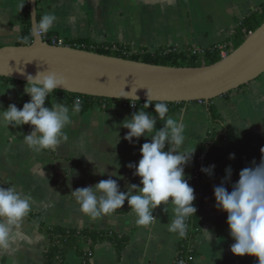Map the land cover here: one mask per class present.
Segmentation results:
<instances>
[{"label":"crops","instance_id":"0c3cea01","mask_svg":"<svg viewBox=\"0 0 264 264\" xmlns=\"http://www.w3.org/2000/svg\"><path fill=\"white\" fill-rule=\"evenodd\" d=\"M27 0H0V45H16L24 26L20 8ZM264 0H36L37 19L54 14L57 19L51 33L64 42L87 40L100 46L125 47L131 52L182 50L201 53L211 48L230 50L234 30L250 13L259 11ZM26 84L0 80V106L22 108L29 100ZM58 100L53 93L46 100L50 107ZM59 102V101H58ZM221 124L211 125L207 104L190 102L179 108L168 107V115L185 125L184 151L191 153L218 132L225 138L223 158L214 163L210 177L212 186L225 177V168L232 175L226 187L238 179V173L253 161L259 163L264 149V73L254 81L213 100ZM71 108V106H69ZM132 113L121 103L101 105L75 114L65 127L68 139L51 150L35 152L24 143L29 125L9 127L0 124V185L14 186L31 197L33 217L46 227L103 231L124 240L117 247L103 240L92 247V256L76 250L65 255V264H174L181 238L167 230L173 219L172 206H158L157 219L150 226L135 224L127 202L110 216L92 220L84 216L71 192L94 186L101 179H118L121 191L131 184L139 185L129 163L140 159V147L150 137L133 143L124 140L127 129L121 125ZM155 117V114H153ZM163 127L157 121L155 128ZM168 150L166 145L165 151ZM235 158L229 160V155ZM195 163L185 167L191 178ZM104 169L105 175L97 174ZM115 174L112 176L111 174ZM213 197L202 203L203 221L194 242L193 264H256L253 257L233 256L226 214L215 208ZM202 230L212 233L208 241ZM49 239L27 217L13 232L8 249H0V264H45L44 253ZM88 252V251H87Z\"/></svg>","mask_w":264,"mask_h":264},{"label":"clouds","instance_id":"9594fccd","mask_svg":"<svg viewBox=\"0 0 264 264\" xmlns=\"http://www.w3.org/2000/svg\"><path fill=\"white\" fill-rule=\"evenodd\" d=\"M54 14L42 16L34 32L46 34L55 24ZM65 81L55 71L37 72L26 77L24 94L29 100L22 108L9 104L7 109L0 106V124L6 127L30 126V132L24 135V143L35 152L51 150L68 139L64 133L66 126L72 123L75 114L81 111V101L76 99L71 108L60 102L45 106L50 94L64 87ZM132 92V91H131ZM129 92V93H131ZM136 92V91H135ZM121 98L132 97L123 91ZM154 106L155 117L146 111H136L122 122L127 129L124 140L133 143L141 137H150L140 147V159L129 163L133 176L139 178V185L131 184L121 191L118 179H101L94 186L77 188L71 192L80 212L92 220L110 216L127 202L128 209L135 217L138 226H150L157 221L153 211L163 205L172 206L173 219L167 224V230L180 238L187 235L190 217L197 209L194 189L185 176V167L192 160L194 151H184L186 143L185 125L181 120L168 115L166 102L153 104L148 91L144 109ZM163 121V127L156 130L157 121ZM166 145L168 150L165 151ZM259 163L253 161L238 173V179L230 182L232 169L225 168V177L213 188L215 208L226 214V224L230 238L234 241L229 251L236 257H253L256 264H264V149H261ZM229 160L235 158L229 155ZM215 165L201 168V172L211 177ZM97 174L105 175L104 169ZM115 176V174H111ZM31 211V197L22 194L14 186H0V249H8L13 240V232ZM206 238L212 239V233L202 230Z\"/></svg>","mask_w":264,"mask_h":264},{"label":"water","instance_id":"95a60500","mask_svg":"<svg viewBox=\"0 0 264 264\" xmlns=\"http://www.w3.org/2000/svg\"><path fill=\"white\" fill-rule=\"evenodd\" d=\"M32 42L0 47V77L26 84L28 75L55 71L63 77L59 91L112 100L123 91L146 102H204L254 81L264 73V22L236 49L219 61L198 67H174L126 60L119 57L43 42L37 32L36 0H28ZM136 91V92H135Z\"/></svg>","mask_w":264,"mask_h":264},{"label":"trees","instance_id":"16d2710c","mask_svg":"<svg viewBox=\"0 0 264 264\" xmlns=\"http://www.w3.org/2000/svg\"><path fill=\"white\" fill-rule=\"evenodd\" d=\"M21 20L24 26L20 41L16 44L28 45L32 42L31 23L29 2L20 8ZM40 21H38L39 23ZM264 22V6L259 11L250 13L246 16L234 30L231 43L232 50L236 49L241 43L262 23ZM64 46L78 48L106 56L119 57L126 60L140 61L143 63L174 66V67H198L213 64L219 61L221 56L220 49L211 48L201 53L187 52L182 50L166 49L157 50L155 52L142 51L131 52L125 47L112 46L100 47L96 46L87 40H79L77 42H64ZM0 47H2L0 45ZM0 80L16 84H25L23 82L0 77ZM54 97L67 106H72L76 99L81 101V111L84 112L94 106H109L112 103H126L127 101L112 100L104 98L89 97L77 94H71L63 91L53 92ZM144 101H137L136 111H146L150 114L154 113V106L150 105L144 109ZM156 102H153L155 104ZM168 107L179 108L186 103H166ZM207 110L211 125L221 124L220 114L213 104V100L207 103ZM134 112V113H135ZM225 146V138L218 132H211L206 140L196 149L193 154V161L195 163L194 173L189 179L190 186L194 189L195 200L193 202L197 209L195 216L188 219L187 235L181 238L178 244L177 251H182V255L187 259V264H193L196 257L195 249L188 251V246L201 232L203 212L202 203L207 197H213V186L209 176L201 172V168L207 167L214 163L220 162L223 158V150ZM1 186V185H0ZM3 187V186H2ZM32 221L49 239V246L47 247L44 258L45 264H65V255L69 250H76L80 255L84 256L87 251L91 250L98 242L103 240L112 241L117 247L124 244V240L119 239L118 236L108 234L103 231H92L89 229L73 230L62 227H46L39 220L35 219L31 213L26 216Z\"/></svg>","mask_w":264,"mask_h":264},{"label":"built area","instance_id":"2783aa9c","mask_svg":"<svg viewBox=\"0 0 264 264\" xmlns=\"http://www.w3.org/2000/svg\"><path fill=\"white\" fill-rule=\"evenodd\" d=\"M37 34L40 37V39L45 43H48L50 45H55V46H64V40L61 39L60 37L52 34L50 30L46 34H40L38 32H37ZM230 51H232V46H230V50H228L225 46H223V48L221 50V56L222 57L226 56ZM193 52H195V51H193ZM122 105L125 109H127L130 113L133 114L135 112L136 107H137V101H127L126 103H123ZM195 239L190 242V244L188 246V251L195 249L194 248ZM90 256H92V253H91V251H88L85 254V257H90ZM193 263H194V261H193ZM174 264H187V259L182 255V251H177L176 257L174 260Z\"/></svg>","mask_w":264,"mask_h":264}]
</instances>
